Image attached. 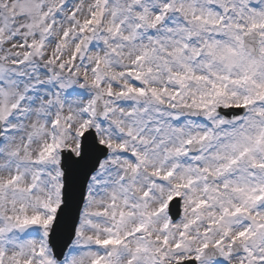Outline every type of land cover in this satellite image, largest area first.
Listing matches in <instances>:
<instances>
[{
	"label": "snow or ice",
	"instance_id": "1",
	"mask_svg": "<svg viewBox=\"0 0 264 264\" xmlns=\"http://www.w3.org/2000/svg\"><path fill=\"white\" fill-rule=\"evenodd\" d=\"M0 264H264V0H0Z\"/></svg>",
	"mask_w": 264,
	"mask_h": 264
}]
</instances>
